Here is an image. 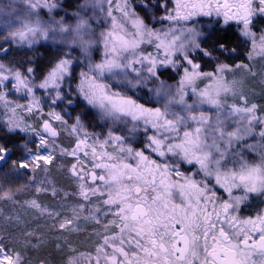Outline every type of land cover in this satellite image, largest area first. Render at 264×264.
I'll return each instance as SVG.
<instances>
[{
	"label": "snow or ice",
	"instance_id": "6c2138e0",
	"mask_svg": "<svg viewBox=\"0 0 264 264\" xmlns=\"http://www.w3.org/2000/svg\"><path fill=\"white\" fill-rule=\"evenodd\" d=\"M107 2L111 5V0ZM27 6L29 13L16 30L8 33L7 39L26 43L30 47L40 38L48 40L50 33L53 39L58 33H67L66 36L62 35V39L77 44L85 54L96 42L94 33L89 31V21L85 18H79L74 27L63 20L44 21L40 18L39 10L46 8L49 13L53 12L58 6L56 0H27ZM147 6L145 3V8ZM116 7L125 16L132 18L135 32L130 33L131 39L117 35L116 18L112 16L109 7L107 15L112 17V28L100 34L104 44V58L102 62L91 64L87 71L81 72L79 92L88 104L99 108L104 117L113 122L123 117L142 121L145 133L151 130V135L146 136L144 149L136 150L125 146L123 138L111 132L107 140L93 141L91 145L87 133L83 136L78 134L76 148L69 153L77 156L81 145L92 148L93 170L88 172L81 168L77 172V165H73L72 172L78 177L79 194L84 200H89L90 196L106 197L100 201L108 206L105 211L100 213V208L96 207L89 211L86 219L101 223V215L111 214L114 219L107 224L119 229L118 234L104 237V243L97 248L95 264H101V261L103 264H264V215L247 220H239L234 215L239 205L249 198V194L264 196V154L259 162H248L239 151L241 142L253 134L256 124L264 125V117L256 116L254 104L251 107L231 106L227 111L223 110L224 101L221 96L233 92V88L222 76L201 72L200 64L190 57L189 48L203 52L204 56H212L211 52L201 48L197 39L199 33L194 28L170 26L161 33L150 29L134 11L129 13L126 0ZM213 12L217 17L222 16L225 24L234 20L241 25V35L252 41L253 49L258 40L260 49L264 51V34L257 37L250 28L252 17L264 14V0H258L255 6L253 0H237L234 3L229 0H175V8L171 13L166 11L161 19L178 23L198 15L211 16ZM153 37L158 41L156 48H162L165 52V60L159 63L171 64L177 71L183 69L175 94L166 90L163 84L156 91L158 96L169 97L163 110L159 107L145 108L127 95L112 91L111 85L105 80V77L127 80L129 70L140 77L141 69L134 68L133 64H142L145 60L148 63L146 71L150 76H156L157 61L151 56L136 59L135 54V49L145 38L150 42ZM130 50L131 58L123 55ZM220 50L222 54L228 51L223 44ZM177 52L182 53L187 66L178 65L169 58ZM71 64L70 59L59 60L44 80L36 85L45 90L50 87L57 90L52 99L53 104L60 99L58 89L61 82L71 75ZM227 68L228 65L218 61L216 72L223 73ZM32 72L33 69L29 68L28 73ZM201 76L212 77L214 83L208 89L198 91L194 83ZM9 80L13 81L14 91L18 92L23 87L25 95L31 97L26 111H32L33 107L41 109L30 78L0 64V87ZM187 86H192L193 95L198 97L192 104L185 100ZM0 101L7 105V97L2 92ZM172 104L181 107L178 111H172L169 108ZM204 104L217 110L214 121L200 111L199 106ZM12 111L15 112V108ZM49 115L62 125L67 123L55 111ZM228 121H232L235 127L230 129ZM8 123L11 125L9 131L28 130L14 120ZM133 127L138 125L134 124ZM43 129L51 137L57 135L56 128L48 120L44 121ZM78 130H83L79 118L72 126L73 132ZM258 134L264 141V127ZM36 135L39 137V146L47 148L44 134L37 132ZM110 142L118 144L119 152H126L127 155L97 153V143L104 147ZM247 147L252 148L251 145ZM145 150L160 159L146 155ZM7 151L4 146H0V154ZM88 155L85 151L84 156ZM4 159L5 156L0 155V160ZM40 160L49 163L51 153H34L30 160L21 161L19 167L38 166ZM130 161H135V164ZM181 163L195 168L192 175L180 171ZM95 169L101 172L97 173ZM87 176L91 177L90 184ZM198 176L200 179L196 178ZM212 180L224 189L228 199L223 200L217 195V191L211 187ZM234 189L241 190L242 194L234 195ZM31 205L40 209L35 201ZM80 207L83 209L84 205ZM48 214L59 215L58 212ZM69 223L71 221L65 219L60 227ZM0 264H22V257L18 252L14 253L0 244ZM67 264H80V261L70 256ZM89 264H92L91 259Z\"/></svg>",
	"mask_w": 264,
	"mask_h": 264
},
{
	"label": "rangeland",
	"instance_id": "374dc122",
	"mask_svg": "<svg viewBox=\"0 0 264 264\" xmlns=\"http://www.w3.org/2000/svg\"><path fill=\"white\" fill-rule=\"evenodd\" d=\"M126 2L128 12L134 11L154 31L163 33L170 26L194 28L199 33L197 39L201 48L209 35L216 29H220L218 24L216 25L210 20L179 21L177 23L163 20L161 19L163 16L158 15L151 21L150 11L145 8V0H126ZM56 3L58 6L51 13L46 8L40 9V18L44 21L50 19L63 20L73 27L79 18L87 19L90 24L89 31L94 33L96 41L87 54L82 52L77 44H73L71 41L65 42L62 39V35L66 36L67 33L62 35L58 33L55 39L50 33L48 40L40 38L30 47L26 43L7 39L8 33L19 27L21 20L30 10L27 6V0H0V49H6V51H0V64L5 65L6 68L20 71L22 76L30 78L34 85L35 97L39 100L42 109L41 111V109L33 107L32 111H26L31 102V97L25 95L23 87L18 92L14 91L12 88L13 81H6L5 85L0 87V92L7 97V105L4 101H0V127L8 134H19L24 140L20 147L21 156L17 160H12L10 157L0 160V163L4 161V165L0 167V244L11 249L14 253L18 252L22 257V264H48L45 256H40L43 250L48 251V249L51 251L50 255L55 254L54 256L70 253V256L79 258L80 255V263H87L92 256L81 252L92 251L96 254L97 248L104 243L106 235L110 237L119 232L115 225L107 224L108 221L114 219L111 214L101 215V223L86 219L90 210L99 207L100 213H103L108 206L100 203L106 197L90 196L89 200H84L79 194V180L70 177L73 164L77 165L78 172L81 168L88 172L93 170L92 148L90 146L81 145L77 156L69 154L76 148L77 135L83 136L84 133H87L91 138L89 140V145H91L93 141L103 142L107 140L108 133L111 132L113 135L121 136L125 146H131L136 150H143L146 136L151 135V130L145 133L142 121H133L131 117H123L120 121L113 122L110 118L104 117L101 110L88 104L79 92L81 72L87 71L91 64L102 62L104 58L105 50L103 41L100 40V34L106 33L112 28V17L107 15L109 7L112 9V16L116 18L117 35L131 39L130 33L135 32L132 18L125 16L116 7L118 3L124 4L125 0H111V5L107 0H56ZM220 25L225 28L229 22L225 24L223 21V24ZM251 30L259 37L264 34V24L263 26L252 27ZM238 37L241 42H244L245 50H247L242 55L244 57L242 62H237L236 58H232L233 52L231 55L225 52L223 60H220L221 55L219 56V54L209 57L204 56L203 52L199 50L190 48L187 50L190 57L200 64L201 72L222 76L233 88L234 94L230 92L226 96H221L224 101V111H227L231 106L244 107L247 105L251 107L254 104L256 105V116L264 117V51L260 49L258 40L256 48L253 49L252 41L241 35L240 31ZM157 43L158 41L154 37L150 42L145 38L135 49L136 59L151 56L157 61L156 76H150L146 71L148 63L145 60L142 64H133L134 68L141 69L140 77L129 70L127 80L109 79L108 77H105V80L111 85L112 91H119L127 95L145 108L155 109L159 107L163 110L169 97L158 96L156 91L163 84L166 90L175 94L183 75V69L180 68L177 71L171 64L159 63V61L165 60V52L162 48H156ZM123 55L131 58L132 51L124 52ZM169 58L177 62L178 65L187 66L182 53L177 52ZM61 59L72 61L71 75L66 76L61 82L58 89L60 99H57L56 103L53 104L52 99L55 98L57 90L51 87L45 90L36 85L44 80L51 68ZM232 59L235 63L230 66L227 61L232 62ZM218 61L228 65L225 72H216ZM29 68L33 69L31 74L28 73ZM166 72L172 75L174 80L160 76L161 73L165 74ZM129 80L132 83H128ZM213 83L212 77L201 76L196 79L194 86L200 91L208 89ZM185 93V100L189 104L198 99L192 93V86H187ZM180 107L178 104L169 105L172 111H178ZM12 108H15V112L12 111ZM199 109L213 121L215 120L217 114L215 108L204 104L200 105ZM53 111L67 123L62 125L60 121L51 119L49 114ZM77 118H79L83 130L73 132L72 126L76 123ZM9 120H14L21 127H27L28 130L23 132L19 129L9 131L11 127L8 123ZM45 120H48L56 128L57 135L55 137L44 132L43 123ZM134 124L138 127L134 128ZM228 126L230 129L235 127L232 121H228ZM262 127L264 125L256 124L253 134L245 137L241 142L239 151L248 162H259L262 154H264V141L258 134ZM37 132L44 134L48 143L47 148L39 146ZM247 145H251L252 148L247 147ZM85 151L89 153L87 157L84 156ZM96 151L97 153L108 152L114 155H127L126 152H119L118 144L111 142L104 147H100V144L97 143ZM34 153L43 155L51 153V160L49 163L40 160L38 166L19 167L21 161L30 160ZM145 154H150L154 159H160L147 150H145ZM130 162L135 164V161ZM95 171L101 172L100 169H95ZM180 171L186 175H192L195 168L181 163ZM196 178L200 179L199 176ZM173 179L179 178L173 177ZM211 187L218 193L227 195L224 189L215 184L214 180L211 181ZM53 191H55V195ZM6 193L7 196H5ZM233 194L241 195L242 192L234 189ZM253 196L258 197L259 195L249 194V198L253 199ZM32 201L40 205V209H47V211L42 212L33 207ZM80 205H84V208L81 209ZM48 212H58L59 215L50 216ZM65 219L70 220L71 223L61 228L60 224ZM76 252L80 253L77 254ZM69 258L67 260L65 258V264ZM54 259L57 261H50V264H64L56 257Z\"/></svg>",
	"mask_w": 264,
	"mask_h": 264
},
{
	"label": "flooded vegetation",
	"instance_id": "af4514ba",
	"mask_svg": "<svg viewBox=\"0 0 264 264\" xmlns=\"http://www.w3.org/2000/svg\"><path fill=\"white\" fill-rule=\"evenodd\" d=\"M182 2H189V0H182ZM229 2L234 3V2H237V0H229ZM257 2H258V0H253L254 6ZM145 3H147V5H148L147 10L150 11L151 21H153V19L155 17H157L158 15L164 16L166 14V11L171 13L172 10L175 8V0H145ZM194 20L195 21H197V20H202V21L210 20V21H213L216 25L218 24L220 26L219 28L221 30H223V31L232 30L234 33H237V34H239L240 27H241V25H238L233 20V21H229V25H227L225 28H222V26L220 24H223V21H222L223 17L222 16L217 17L214 12L211 16H204V15L194 16V17H192L191 20H188V22H193ZM263 24H264V14H256L252 17V24L250 25V27L252 28V27H256L258 25L263 26ZM217 195L223 200L228 199V194L225 195L221 192H219V193L217 192ZM234 215H236L239 220L255 219L258 215H264V196H260V195L258 197L253 196V199L249 198L248 200L243 201L239 205V210L237 212H235ZM109 251H110V249H109ZM76 253L79 254L80 252H76ZM81 253H84V254L92 256V257L88 259L87 263L82 262L80 264H89L90 259L92 260V264H95V257H96L95 252L87 251V252H81ZM54 255H50V256H52L53 258L56 257L62 263H64V262L66 263L67 258L70 257V253L58 254L57 256H54ZM78 257H79L78 259L80 261V255ZM65 258H66V260H65ZM101 264H103V261H101Z\"/></svg>",
	"mask_w": 264,
	"mask_h": 264
},
{
	"label": "trees",
	"instance_id": "16d2710c",
	"mask_svg": "<svg viewBox=\"0 0 264 264\" xmlns=\"http://www.w3.org/2000/svg\"><path fill=\"white\" fill-rule=\"evenodd\" d=\"M139 1V0H136ZM206 43L202 46L203 49H205L208 52L215 51L216 53H212V55L219 54L220 60H223L224 53L219 50L220 45L223 44L228 51L226 53H229L231 55V52L234 53V56L232 58H236L237 62L243 61V54L247 52L245 50V44L244 42H241V40L238 37L237 33H234L232 30L223 31V30H215L212 34L209 35V37L205 40ZM234 50V51H233ZM218 52V53H217ZM227 63L232 66L235 62L232 59V62L227 61ZM160 76H164L168 80H174L172 75H169L167 72L161 73ZM23 138L19 135H11L8 134L6 131H4L0 127V146H4L7 150H11L12 153L10 156V159L17 160L18 157L21 156V145L23 144ZM50 249L43 250L41 252L40 256H45V259L48 261V264H50V261H54L55 259L50 256ZM49 257V258H48ZM57 261V260H55Z\"/></svg>",
	"mask_w": 264,
	"mask_h": 264
},
{
	"label": "water",
	"instance_id": "95a60500",
	"mask_svg": "<svg viewBox=\"0 0 264 264\" xmlns=\"http://www.w3.org/2000/svg\"><path fill=\"white\" fill-rule=\"evenodd\" d=\"M11 153H12V151H11V150H8L7 153H3L2 155H4L5 158H6V157L10 156ZM3 165H4V161H2V162L0 163V167L3 166ZM73 165H76V164H73ZM73 165H72V168H71V170H70V177H71V178H74V179H78L77 176H74V175H73V172H72ZM76 170H77V172H78V167H77ZM89 172H91V171H89ZM86 179L88 180V183L90 184V183H91V177H90V176H87ZM97 183H100V182L97 181Z\"/></svg>",
	"mask_w": 264,
	"mask_h": 264
}]
</instances>
